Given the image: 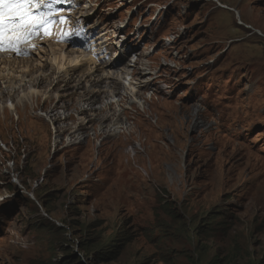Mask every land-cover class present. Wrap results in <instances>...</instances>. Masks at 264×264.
<instances>
[{
  "label": "rangeland",
  "instance_id": "1",
  "mask_svg": "<svg viewBox=\"0 0 264 264\" xmlns=\"http://www.w3.org/2000/svg\"><path fill=\"white\" fill-rule=\"evenodd\" d=\"M81 7L89 9L75 22L107 38L99 39L111 47L109 59L73 36L57 45L70 32L57 26L42 38L50 42L45 53L33 51L31 67L15 74L20 119L0 103V264H264V0ZM50 45L67 50L48 64ZM88 54L126 70L122 83L111 81L120 92L131 82L140 91L143 107L125 98L126 138L97 135V121L81 127L82 139L72 137L86 118L78 104L85 90L73 97L44 83L39 100L30 92L39 73L66 70L69 59ZM30 69L34 76L20 81ZM98 79L94 104L102 107L108 79ZM142 79L151 85L143 88ZM0 89L8 90L6 80ZM55 107L68 118L60 124L50 119Z\"/></svg>",
  "mask_w": 264,
  "mask_h": 264
},
{
  "label": "bare ground",
  "instance_id": "2",
  "mask_svg": "<svg viewBox=\"0 0 264 264\" xmlns=\"http://www.w3.org/2000/svg\"><path fill=\"white\" fill-rule=\"evenodd\" d=\"M43 36H44L43 38H46L49 35L45 36L43 34ZM99 38L100 37H98V39ZM98 39H97L98 42L95 45L97 52H99L102 49H104V50H108L109 49L110 50L111 47H108V46L106 47L105 43L100 41L101 38L99 40ZM41 40L42 39H40V41ZM34 42H35V47L34 48H37L36 46L39 44V41L36 42V38H35ZM40 43H42V42H40ZM54 45H50L51 46V52L49 53V51H48V53H46V55L50 58V61H49L48 64H50L52 62V58H51L52 56H50V55H52V54L54 55L53 62L55 63L57 61V56H56L57 52L60 51V53H62L64 51V53H66V50H67V49H65V46L64 47H60V46H54ZM57 50H59V51H57ZM45 51L46 50L43 49L38 54L45 53ZM71 51H70V53H73ZM103 52L104 51H102L101 53H103ZM77 53H78V51H77ZM80 53H81V55L85 54L84 52H79V55H80ZM123 54L126 55L125 52H123ZM73 55H75V54H73ZM24 56H26V54H24ZM69 56H67V57H69ZM88 56H89V54L87 55V59H85V60L81 59L80 61H77V59H76L77 62L74 59H73V61H70V59H69L68 62L65 61L66 62L65 64L68 67L67 68L65 67L66 70H63V71H61L60 67H59L58 70H60V71H58V72L56 71L58 73V76H56V78H54V80L52 82L50 80H51V78L53 77L54 74H57L56 72H54V73H52L50 75V74H46L47 71H43V72L39 73L40 77L36 76L35 78H32L34 76L33 75V72H34L33 69L34 68L29 70L27 76L22 75L20 81L24 77H31L32 78L31 80H32L33 83L32 82L31 83L33 84V86L30 88V92L33 95L35 94L37 96V100H39V97H42V96H39V93L41 94L43 91L38 93L39 90L37 91L36 87H39V86L45 87L44 83H51V84L55 83L54 86L62 87L61 88L62 91H65V92H69L70 91L69 94L66 93V94H68L70 96L71 95L72 96L75 95L79 90H85V92L83 94V96H84L83 97V101H85V102L82 103L80 101L78 104L80 105L79 114L85 115L86 118H84V120L80 121L79 127L75 131L71 132L72 137H75L76 140H78V139L80 140V139H82V137L84 135H87L86 133L81 131V127L83 125H87L89 122L92 123L93 121H95V122L97 121V123L99 125L98 129H97V135L104 136V137H113V136L119 135L120 137L124 136L126 138L127 135L131 134V130L129 129L131 124L129 125L126 122V118L122 117V115L123 114L125 115V110H129V109L132 110V108L129 107V106H125V98L130 100V103H134V104L137 103V104H139L140 107H143L144 104H143L142 100H139L138 97H137L138 92H140V91L135 90L134 89L135 87L132 85V82H131L130 85H129V88H131V89H129L127 87L128 88V92L127 91H124V93L120 92L119 91V89H120L119 88V84L112 83L111 81H113V82L114 81H120V83H122L121 82V78H122V80L126 79L124 77V75L127 74L126 70H124V69L112 70V68H111L112 66H110V65L112 63H114V62H111V60L105 61V59H104V60H101V62L99 64H97L98 62H96L95 59H93L91 57H88ZM84 57H86V56L84 55ZM84 57H82V58H84ZM13 59L14 60H12V58L9 55H4L3 54V55L0 56V82L6 80V84L8 83V90H6L4 92L3 90L0 89V103L4 102V104H3V105H5L3 107L4 111L7 110V109L13 110V112H15L17 117H18L17 119L19 120L20 117L18 115H19V107H20L19 105H21V100L17 101V99H18L17 97L19 96L20 92L17 90L18 88L16 89V87L14 85L15 83L19 82V80H17V78L15 77V74L19 73V72H23V69L26 68V67H31L33 59L32 58L31 59L23 58V55H18L17 57H14ZM79 59H80V57H79ZM66 60H68V59H66ZM87 60L92 61L93 64H91L90 68H88V72L87 73H85L84 75L78 76L77 75L78 67H79V69L84 67L85 64H87V63H82V61H87ZM63 61H64V59H63ZM45 62H47V60ZM65 64H64V66H65ZM95 64L97 66H99V67H102V68L96 67ZM88 65H90V64H88ZM92 65L94 67H92ZM45 67L46 66L44 65L43 69ZM52 67H53V65H52ZM52 67L50 69H52ZM105 72L107 73V75L105 74ZM99 73H102L104 76L99 75ZM24 74H26V73L24 72ZM90 77H91V80L87 81V79L90 78ZM98 77L103 78V80H107L108 79V81H107L108 82L107 83L108 90H106V92L108 93V96L105 97V98L107 100L109 99L108 100L109 102L106 101V103L104 105H102V107H95V104H94L97 101V96L99 94H101V92H102L100 90V86H99L100 80L99 79L97 80ZM84 81H86L87 85H83ZM138 81H139V85H141L143 88L149 87L151 85V83L147 79L146 80L142 79L141 81L140 80H138ZM29 83H30V81H29ZM61 83H63V86H60ZM132 86L134 88H132ZM111 88H113V89H111ZM139 94H141V93H139ZM51 97L52 96H47L46 100H44V101H47ZM61 100H62V97H59V101H61ZM67 101L70 104V101L68 100V98H67ZM103 101H104V99H103ZM9 102H10V107L11 108H8ZM111 106H113L115 108V110L113 112L110 111ZM56 107L53 108L49 112V115H50V119L52 121L57 122L58 124H60V122L62 120H66L68 118H64L63 119L61 113H56ZM65 108H67V107L65 105H62V110H65ZM93 110H99V111H101L102 114L99 113V114H96L95 116L93 115L95 118L93 116H92V118L88 117V116L91 115L90 111H93ZM141 110H144V108L141 109ZM63 115H64V113H63ZM91 123H89L87 128L91 127ZM83 128L86 129L85 126ZM92 135L95 137V134H92ZM119 142H121V141H119ZM126 142H128V141H123L122 144H120V145H122L121 146L122 148H125ZM129 152L131 153V155H133V157L135 156V148H133V147L129 148ZM127 154H128V152H127ZM129 165H130V160H129ZM127 167H129V166H127Z\"/></svg>",
  "mask_w": 264,
  "mask_h": 264
},
{
  "label": "snow or ice",
  "instance_id": "3",
  "mask_svg": "<svg viewBox=\"0 0 264 264\" xmlns=\"http://www.w3.org/2000/svg\"><path fill=\"white\" fill-rule=\"evenodd\" d=\"M66 0H0V52L12 51L24 55L22 46L30 44L41 32L51 34L57 25H66L67 19L58 16L57 4ZM74 35L61 33V42Z\"/></svg>",
  "mask_w": 264,
  "mask_h": 264
}]
</instances>
